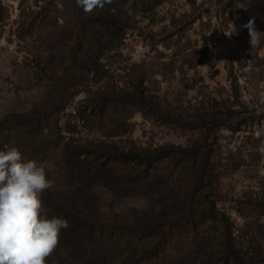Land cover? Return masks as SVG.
Segmentation results:
<instances>
[{"label": "rangeland", "instance_id": "obj_1", "mask_svg": "<svg viewBox=\"0 0 264 264\" xmlns=\"http://www.w3.org/2000/svg\"><path fill=\"white\" fill-rule=\"evenodd\" d=\"M156 1L114 0L105 5L104 9L121 12L127 25L121 39L93 54L80 71V93L59 122L62 146L69 151L103 142L120 150L130 142L151 149L190 146L200 132L169 127L143 112L133 113L127 132L115 136L90 130L77 116L93 91L131 86L137 77H144L146 89L188 120L199 113L232 110V124L240 131L227 125L216 134L221 172L217 204L243 226L237 206L264 199V135H255V128L264 126V45L251 49L243 25L254 18L256 28L264 31V0H164L154 7ZM2 5L6 12L0 22V121L46 99L53 77L68 62L79 27L74 0H2ZM232 24L237 32L229 37L225 34ZM38 162L54 182L48 191L89 215L134 222L174 210L184 197V181L178 174L116 191L81 178L75 169L69 171L75 158L64 161L54 155ZM68 254L59 245L52 256L78 264Z\"/></svg>", "mask_w": 264, "mask_h": 264}, {"label": "trees", "instance_id": "obj_2", "mask_svg": "<svg viewBox=\"0 0 264 264\" xmlns=\"http://www.w3.org/2000/svg\"><path fill=\"white\" fill-rule=\"evenodd\" d=\"M163 1L157 0L153 6ZM74 6L79 27L68 62L53 77L45 100L25 113L11 112L3 117L0 150L16 147L25 159L37 161L54 155L62 156L64 161L75 158L69 171L75 169L81 178L95 179L116 191L134 190L178 174L185 192L174 210L127 222L89 215L47 190L42 199L49 218L58 216L68 221L69 226L60 236V246L69 250L67 258L78 264H111L120 259L122 264H264V199L237 206V213L245 220L243 226H237L217 204L221 197L217 185L221 172L215 156L216 134L227 125L240 131L239 126L232 124V110L199 113L190 116L194 120H188L146 89L144 77H137L131 86L93 91L78 108L77 116L90 130L115 136L127 132L133 113L143 112L169 127L200 132L190 146L151 149L130 142L120 150L103 142L73 151L62 146L59 122L69 102L80 93V71L93 54L121 39L127 25L122 13L111 7L85 14L75 0ZM5 12L0 0V22ZM163 163L166 166L161 169ZM209 229L218 238L208 234ZM48 264H66V258L51 256Z\"/></svg>", "mask_w": 264, "mask_h": 264}, {"label": "clouds", "instance_id": "obj_3", "mask_svg": "<svg viewBox=\"0 0 264 264\" xmlns=\"http://www.w3.org/2000/svg\"><path fill=\"white\" fill-rule=\"evenodd\" d=\"M114 0H75L85 14L103 9ZM248 31L251 49L264 45V31L250 19ZM237 32L234 24L225 35ZM255 135H264V126L255 128ZM54 186L45 167L35 159H25L16 147L0 150V264H48L60 245V236L68 221L49 218L42 199Z\"/></svg>", "mask_w": 264, "mask_h": 264}]
</instances>
